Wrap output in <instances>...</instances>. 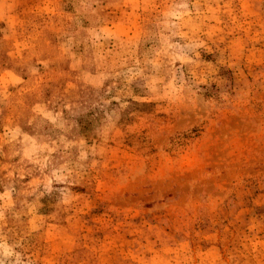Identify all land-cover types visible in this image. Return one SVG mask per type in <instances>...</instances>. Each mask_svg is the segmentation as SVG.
I'll list each match as a JSON object with an SVG mask.
<instances>
[{
	"label": "rangeland",
	"instance_id": "1",
	"mask_svg": "<svg viewBox=\"0 0 264 264\" xmlns=\"http://www.w3.org/2000/svg\"><path fill=\"white\" fill-rule=\"evenodd\" d=\"M0 264H264V0H0Z\"/></svg>",
	"mask_w": 264,
	"mask_h": 264
}]
</instances>
